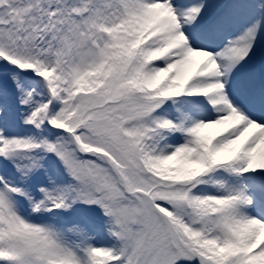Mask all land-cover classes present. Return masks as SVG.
Instances as JSON below:
<instances>
[{
	"label": "snow or ice",
	"instance_id": "obj_1",
	"mask_svg": "<svg viewBox=\"0 0 264 264\" xmlns=\"http://www.w3.org/2000/svg\"><path fill=\"white\" fill-rule=\"evenodd\" d=\"M0 264H264V0H0Z\"/></svg>",
	"mask_w": 264,
	"mask_h": 264
}]
</instances>
